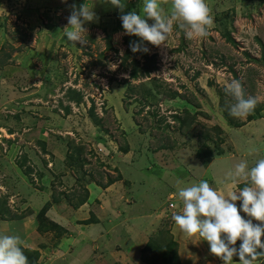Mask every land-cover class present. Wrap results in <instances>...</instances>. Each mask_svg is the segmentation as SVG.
<instances>
[{
  "label": "rangeland",
  "instance_id": "374dc122",
  "mask_svg": "<svg viewBox=\"0 0 264 264\" xmlns=\"http://www.w3.org/2000/svg\"><path fill=\"white\" fill-rule=\"evenodd\" d=\"M85 2L99 20L73 44L69 5ZM124 2L139 13L142 0ZM206 3V36L174 25L164 44L133 53L139 37L122 34L105 0H0V235L20 236L28 264H172L182 206L169 194L207 180L228 196L246 182L228 177L234 166L264 158V0ZM144 64L151 73L131 78ZM232 79L257 99L251 117L229 115ZM143 216L150 224L133 222ZM135 226L148 242L126 260ZM79 242L87 247L74 251Z\"/></svg>",
  "mask_w": 264,
  "mask_h": 264
},
{
  "label": "clouds",
  "instance_id": "9594fccd",
  "mask_svg": "<svg viewBox=\"0 0 264 264\" xmlns=\"http://www.w3.org/2000/svg\"><path fill=\"white\" fill-rule=\"evenodd\" d=\"M61 2L67 3V0ZM105 2L121 12L122 34L139 37L138 41L129 43L133 53H148L145 42L155 47L164 44L174 25L184 32L187 39H192L194 36H206L213 24L206 0H142L139 13L135 10L125 13L124 0ZM163 4L170 5L167 15L162 14ZM69 8L63 36L70 43L86 44L83 34L87 29L84 25L98 22L99 17L88 2L79 6L72 3ZM224 91L234 101L227 105L233 118L245 119L255 110L257 99L245 96L240 80L232 79ZM228 177L232 181L245 180V186L225 196L207 180H200L171 192L169 199H178L182 206L181 212L174 214L172 220L185 237L198 235L207 241L210 254L223 264H233L234 257L238 258V264H257L264 258V158L255 161L251 167L246 160H241ZM237 201L241 202L239 208ZM237 241H241L238 247ZM22 244L18 235H0V264H28Z\"/></svg>",
  "mask_w": 264,
  "mask_h": 264
},
{
  "label": "crops",
  "instance_id": "0c3cea01",
  "mask_svg": "<svg viewBox=\"0 0 264 264\" xmlns=\"http://www.w3.org/2000/svg\"><path fill=\"white\" fill-rule=\"evenodd\" d=\"M131 218H134V217H131ZM140 218H141V220H143L142 222H140ZM133 222L134 223L136 222L138 226H140L141 224H145V225L150 224V222L147 221L146 216L139 217V219L137 217ZM174 225H175V223H174ZM11 235H13V234H11ZM132 235H133V237L131 239V242H134V244H131V246L129 248L125 247L123 249L122 255L126 256V258H125L126 260H130V258H131V260L134 261V259L136 257L134 258L131 255V253L132 254L134 253L133 255L136 256V254H139V250H140V252L142 250V253L144 254V252H143L144 248L143 247H145L147 245L148 241L144 242V238L146 237V233L144 230L142 231L137 226H135V229L133 230V234H131V236ZM86 236H88V235L83 233L81 235V241L84 242V241L88 240L89 242H91L88 239V237H86ZM176 238L174 237L175 242H177V244H178L177 245L178 246L177 257H178L180 264H223V261H221L219 258L210 254L209 244L207 243V241L201 240V238L198 235L193 236L191 238L185 237L183 235L180 241ZM82 242H79L76 245L74 251L79 252L85 246L84 244H82ZM85 247H87V246H85ZM188 248H189V250H188ZM87 256H89V255H87ZM141 256H142V254H141ZM142 258H143V259H141L142 263L147 264V262H145V260H144V255ZM120 261H121V259H120ZM139 262H140V259H139ZM233 264H238V260H234Z\"/></svg>",
  "mask_w": 264,
  "mask_h": 264
},
{
  "label": "trees",
  "instance_id": "16d2710c",
  "mask_svg": "<svg viewBox=\"0 0 264 264\" xmlns=\"http://www.w3.org/2000/svg\"><path fill=\"white\" fill-rule=\"evenodd\" d=\"M228 39H230V38H228ZM1 62L3 63L5 61L2 60ZM151 71H152V66L151 65H148V64H144V65H142V68H140V69H138L137 67L132 68L130 70V76L133 79H137L140 76H148L151 73ZM69 92L75 94L74 96L71 97V99L75 100L77 103L78 102H81L82 94L80 93V91H77L76 89H70ZM88 115H89V117L91 118V120L94 123H96L98 125L100 124V118L97 116L93 104L88 108ZM174 117L179 121V123L181 125L185 124V119L180 118L177 115H175ZM249 117H251V115ZM245 183L246 182H243L240 185V187L242 188L243 186H245ZM172 245H176V243H173V242L170 241V243H169L170 249L172 248ZM148 246H149V244H148ZM172 253H173V255L170 257L171 258L170 259L171 262L169 261L168 263L180 264L179 263V260H178V257H177V252L176 251H173ZM144 260H145V262H147V264H156V263L151 262L146 257L144 258ZM234 260H238V258H235L234 257Z\"/></svg>",
  "mask_w": 264,
  "mask_h": 264
},
{
  "label": "built area",
  "instance_id": "2783aa9c",
  "mask_svg": "<svg viewBox=\"0 0 264 264\" xmlns=\"http://www.w3.org/2000/svg\"><path fill=\"white\" fill-rule=\"evenodd\" d=\"M169 206H170V207H173V206H174V202H173V201H170V202H169Z\"/></svg>",
  "mask_w": 264,
  "mask_h": 264
}]
</instances>
